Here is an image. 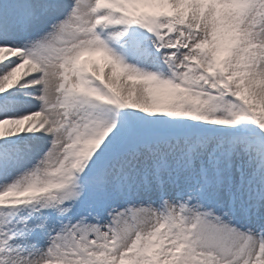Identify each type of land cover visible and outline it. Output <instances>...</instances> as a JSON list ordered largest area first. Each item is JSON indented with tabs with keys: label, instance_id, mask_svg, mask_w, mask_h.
<instances>
[{
	"label": "snow or ice",
	"instance_id": "1",
	"mask_svg": "<svg viewBox=\"0 0 264 264\" xmlns=\"http://www.w3.org/2000/svg\"><path fill=\"white\" fill-rule=\"evenodd\" d=\"M0 264H264V0H0Z\"/></svg>",
	"mask_w": 264,
	"mask_h": 264
},
{
	"label": "rangeland",
	"instance_id": "2",
	"mask_svg": "<svg viewBox=\"0 0 264 264\" xmlns=\"http://www.w3.org/2000/svg\"><path fill=\"white\" fill-rule=\"evenodd\" d=\"M87 60L89 61V66H90V67H92L93 62L98 63V64L100 65V68L98 69V71H100L101 74H103V71H104V69H103L104 61H103V59L100 57L99 54H95V55H93V56H89V55H87Z\"/></svg>",
	"mask_w": 264,
	"mask_h": 264
}]
</instances>
